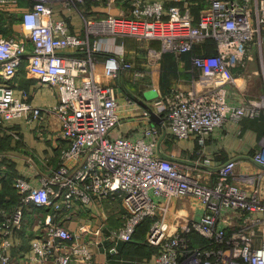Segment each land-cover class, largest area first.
Masks as SVG:
<instances>
[{
  "label": "built area",
  "instance_id": "obj_1",
  "mask_svg": "<svg viewBox=\"0 0 264 264\" xmlns=\"http://www.w3.org/2000/svg\"><path fill=\"white\" fill-rule=\"evenodd\" d=\"M56 1L71 8L103 0H32L21 14L31 50L23 38L0 37L3 78H13L26 57L28 70L57 94L51 110L66 141L55 169L10 175L17 203L0 204V264H14L12 237L27 205L47 212L37 220L39 230L23 255L26 264H99L92 245H108L109 254L118 255V244L131 241L142 224H147L143 243L155 250L145 264H264V141L249 158L261 171L237 172L233 157L212 170L211 157L203 156L207 136L217 128L264 114V95L232 102L227 88L246 66L251 46L264 42V0H205L198 19L191 13L195 0H125L128 16L109 11L88 16L78 9L82 33L53 16ZM115 36L159 41L161 49L148 48L150 66L162 51L180 58L197 44L214 42L213 53L191 56V88L161 95L159 124L149 123L150 111L144 109L146 119L135 137L112 134L121 122L116 88L95 73L105 39ZM107 51L102 62L107 78L133 68L123 50ZM25 97V91L16 96L13 85L0 84V130L7 119L41 117V108ZM170 135L197 137L202 159L161 155L162 137ZM4 175L0 166V179ZM177 196L196 198L199 205L192 215L168 223L165 215ZM105 202L119 203L118 225L108 224ZM81 214L86 223L78 230L63 225V219Z\"/></svg>",
  "mask_w": 264,
  "mask_h": 264
},
{
  "label": "crops",
  "instance_id": "obj_2",
  "mask_svg": "<svg viewBox=\"0 0 264 264\" xmlns=\"http://www.w3.org/2000/svg\"><path fill=\"white\" fill-rule=\"evenodd\" d=\"M195 1L191 13L195 19H198L200 10L205 8L207 3L205 0ZM165 2L170 4L173 0H165ZM31 5L32 0L0 2V37L23 38L28 52L31 50V43L21 26V14ZM78 9L86 12L88 16H101L107 11L114 14L124 12L127 16L130 14L125 0H113L110 4H107L106 0L86 1L77 3L71 8L64 7L60 1H56L53 6V16L64 18L71 30L82 33L83 25ZM213 45L212 40H207L204 44L196 45L191 52L183 54L180 58H176L170 51H162L159 58L150 66L148 48L161 49L159 41H145L130 36L106 38L105 51L97 54L95 73L100 82L103 84L111 82L116 88L121 122L112 134L135 137L146 119L143 116L144 109L152 110L156 114L160 113L164 107L162 94L173 88L190 89L192 86L191 56L202 52L213 53ZM107 50L112 53L123 50L125 58L132 62L133 68L122 71L116 79L107 78L102 64L108 54ZM66 51L71 50L66 49ZM247 56V65L238 70L235 81L227 85L228 98L232 102H238L244 97L264 95V76L259 72L264 62V42L260 46L256 44L251 46ZM136 70H142L143 74L135 75ZM1 73L0 70V84L13 85L16 96L21 97L22 90L25 91V99L42 110L41 117L38 119L32 120L28 118V114L7 119L0 130V166L7 175L0 179V204L12 208L17 203V195L10 184V175L29 176L55 169L60 164V154L66 146V141L61 135L59 116L51 110L58 101L57 94L53 87L42 82L28 70L27 58L24 57L20 69L13 78L6 80ZM128 100L134 103L129 104ZM159 122V117L158 120L149 118L151 124H159ZM263 141L264 114L255 118L243 117L239 121L229 122L217 128L207 136L203 145V156L211 157L209 168L212 170L233 157L238 159L237 172L261 171V168L249 158ZM200 147L197 137L178 140L170 135L162 137L159 152L173 159L195 162L203 157ZM261 183L264 197V172H262ZM177 204L175 198L169 203L165 215L166 222L175 223L193 214L194 206L189 211L188 204L179 203L180 208ZM104 205L110 226L116 220L119 222L118 214L121 210L119 203L105 202ZM177 209L180 211L177 212ZM46 212V209L36 208L33 205L25 207L22 225L12 237L11 254L14 264H26L23 262V255L28 250L31 239L39 230L36 224L38 218L44 216ZM62 223L72 230H78L81 224L86 223V218L84 214H81L71 219H63ZM146 232L147 224L139 226L131 241L118 244V255L111 256L106 248L108 245H92L95 261L99 264H145L155 253L152 247L143 243Z\"/></svg>",
  "mask_w": 264,
  "mask_h": 264
},
{
  "label": "rangeland",
  "instance_id": "obj_3",
  "mask_svg": "<svg viewBox=\"0 0 264 264\" xmlns=\"http://www.w3.org/2000/svg\"><path fill=\"white\" fill-rule=\"evenodd\" d=\"M198 45V44H197ZM247 65V63H246ZM259 72L261 73V75L264 76V62L262 64V68L259 69ZM149 95V94H148ZM14 190V189H13ZM261 191L263 193V186H262V183H261ZM15 192V191H14ZM16 194V193H15ZM175 201L178 202L177 206L180 208V205L179 203H184V204H188V207L189 208L188 210L191 211V208H193V206H196V205H199V201L196 199V198H193V197H189V196H177L175 197ZM180 209H177V212H179ZM109 222V221H108ZM118 222V220L115 221L114 224H112L111 226L113 225H116ZM109 224V223H108ZM110 225V224H109ZM145 244V243H144Z\"/></svg>",
  "mask_w": 264,
  "mask_h": 264
},
{
  "label": "water",
  "instance_id": "obj_4",
  "mask_svg": "<svg viewBox=\"0 0 264 264\" xmlns=\"http://www.w3.org/2000/svg\"><path fill=\"white\" fill-rule=\"evenodd\" d=\"M150 118L153 120H158V116H156V113L152 110H150Z\"/></svg>",
  "mask_w": 264,
  "mask_h": 264
},
{
  "label": "trees",
  "instance_id": "obj_5",
  "mask_svg": "<svg viewBox=\"0 0 264 264\" xmlns=\"http://www.w3.org/2000/svg\"><path fill=\"white\" fill-rule=\"evenodd\" d=\"M9 180H10V178H9ZM10 184H11V181H10ZM14 189V188H13ZM15 191V190H14Z\"/></svg>",
  "mask_w": 264,
  "mask_h": 264
}]
</instances>
